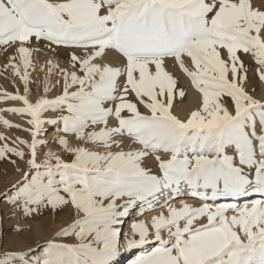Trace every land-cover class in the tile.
Segmentation results:
<instances>
[{
  "label": "snow or ice",
  "instance_id": "6c2138e0",
  "mask_svg": "<svg viewBox=\"0 0 264 264\" xmlns=\"http://www.w3.org/2000/svg\"><path fill=\"white\" fill-rule=\"evenodd\" d=\"M33 38L52 52L73 49L69 67L46 61L34 102ZM13 45L3 69L23 94L0 98L22 101L8 111L29 117L31 140L13 141L27 152L0 144V160L22 173L0 200L24 218L67 209L72 219L26 249L3 248L0 227V264H116L133 250L129 264H264V99L251 94L240 55H252L264 83V0H0V46ZM54 69L62 91L49 99ZM182 77L198 93L184 117L175 111L187 95ZM48 110L58 115L45 121ZM57 121L59 132L92 147L60 135L70 160L51 150L40 159L42 125ZM137 206L166 214L124 231Z\"/></svg>",
  "mask_w": 264,
  "mask_h": 264
},
{
  "label": "rangeland",
  "instance_id": "374dc122",
  "mask_svg": "<svg viewBox=\"0 0 264 264\" xmlns=\"http://www.w3.org/2000/svg\"><path fill=\"white\" fill-rule=\"evenodd\" d=\"M8 49H10L11 52L8 51ZM8 49L6 50V53L8 54L5 53L3 55L4 51L3 53L1 52L3 50V47L0 46V97H3L5 92L12 93L13 95H15L16 93L23 94V83L19 80L18 77H13V75L9 71L3 69V65L7 62L6 56L14 53L13 47H9ZM240 55L244 64L248 67V73H247L248 83L250 85H254V90H251V94L254 95L256 98L264 99V83L259 81L257 75L254 72V69L257 67V65L252 55L244 54V53H240ZM32 82L33 80L31 79V75H30L29 99L34 102L37 96L35 95V97H33L30 96V94L33 93V90L35 91L34 93L38 94L37 92H39L40 88L38 89V87L37 88L34 87L33 84L34 82L33 83ZM54 86H55L54 84L50 86V89H52L53 91H54L53 89ZM60 92H61L60 89H56V93H54L51 97L48 98L49 99L54 98V96L60 94ZM225 102L228 103L230 106L229 98L225 97ZM22 106H23L22 101L0 98V117L7 119L12 125L11 127H9V126H5L2 122H0V136L5 137V140H0V144L7 142L10 146H18L27 152V148L25 145H18V144L13 145V141L16 140L17 137H20L30 142L31 140L30 132L25 130L30 128V125L27 124V119L29 117H27L26 114H20V113L8 111V109L15 107H22ZM141 111H144V109L141 108ZM52 112L55 113V117L58 115V113L54 111ZM46 113L47 111L42 114V118L45 119V121L49 119ZM17 125H19V127H16ZM46 126H47L46 128L41 130V134L39 136L40 139L47 141L46 145L38 146L40 159H43V153L49 150L56 152L54 146L56 145L55 141H57V139L55 137L52 138V136H50L49 133H51L53 130L59 132L58 129L62 127V122L57 121L55 125H50L47 123ZM88 130H92V129L90 128ZM84 145H86L85 147H92L91 144H84ZM58 154H60L61 156L63 155L62 158H64L65 160H70V156L67 153L64 154L63 152ZM12 158L17 160V165H19L21 169H24L26 167L24 161L20 160L17 157H12ZM21 175H22L21 172L16 171V165L11 164L7 160H0V194H2L6 189H8L12 183L19 180ZM186 199L187 198H185V200ZM177 200L172 201V203L174 205L177 204L176 206L178 207L180 206L179 205L180 201ZM186 201H188V203L190 204L196 203V201L193 200H186ZM161 211L165 212L166 214V209H162V208H156L152 213L156 215ZM146 214L147 213H144V215ZM0 217H2V223H0V227H2L4 232L3 248H12V249H26L29 247H34L37 243H42L43 241L47 240L49 237L52 236L55 230H57L59 227L63 226L64 224L70 222L72 219L67 209L56 213L55 217H53L51 211H45V214L43 216H36L34 218H24L20 214L19 210H16L15 214L10 212L3 200H0ZM142 218L143 217L135 218V220H140ZM17 223L26 226L30 225L31 227L30 229L26 228L25 231L21 232L20 234H17L14 231V227L17 225ZM163 235L166 237L167 233H163ZM58 239H64V238H58ZM3 248H0V250H3ZM137 251L138 250L121 252V254L116 258V264L121 263L128 256H131V253Z\"/></svg>",
  "mask_w": 264,
  "mask_h": 264
},
{
  "label": "bare ground",
  "instance_id": "6f19581e",
  "mask_svg": "<svg viewBox=\"0 0 264 264\" xmlns=\"http://www.w3.org/2000/svg\"><path fill=\"white\" fill-rule=\"evenodd\" d=\"M45 43L46 42H44V41L36 42L35 39L33 38L32 44H31V46L34 49H37V48L39 49V51H33L31 58H32V62H33L34 67L29 69L31 79L34 82V83L32 82L34 84V87H36V88L38 87V89L40 88L39 92H37L38 94L34 93L35 91L33 90V93L30 94V96H33V97H35V95L38 96V95L44 94L43 93V81H44L45 75H46V68H47L46 61L48 59H52L54 61H57L60 65V67H69L67 65V59L69 56V52L71 50H73V49L69 50L68 48L64 49V47H58V48H56L55 52H52L51 50L44 47ZM1 47H3V46H1ZM11 47L15 48L14 45ZM6 50L3 47V50L1 51L2 53L4 51L3 55L6 53ZM8 51H10V49H8ZM76 51H79V50H76ZM6 54H8V53H6ZM41 65L45 66L44 70H41ZM170 67H171V62H170ZM58 72H59V69H54L53 72L48 76L50 86L52 84L55 85L53 88L54 91L52 89H50V91L48 92V94H47L48 97H51L54 93H56V89H60V91H62V77H60L58 75ZM58 79L61 80L60 84L55 83V81ZM29 86H30V84H29ZM180 86L185 88L187 95H186L183 103L177 104L175 111L178 112L181 117H184L186 112H188L190 109H192L196 106L197 100H198V93L191 87L190 82L183 77L180 79ZM34 87H32V88H34ZM71 90H74V89H71ZM33 97H31V98H33ZM46 114L49 118L55 117V113H53L51 110L47 111ZM114 124H115L114 118H109V125L111 126ZM46 125H47V123H44L42 125V129L46 128L47 127ZM56 126H58V125H56ZM102 126L103 125L97 126V130H98V127H102ZM49 135L52 136V138L55 137L56 139L60 135H66L67 138L69 139V142L71 145H73V146H76V145L86 146V145H84V143H82V141H78L75 138L74 134H71V133L65 134V133L57 132L56 130H53L51 133H49ZM49 135H48V137H49ZM55 142H56V145L54 146L55 151L57 153H63L64 152L63 148L58 144L57 141H55ZM64 154H65V152H64ZM144 164L146 167H149L153 172H157V167L151 158L146 159ZM185 198H187L186 200H191V199H188V197H182L181 199H183L185 202L188 203V201H186ZM253 198H257V197L253 196ZM177 201H180V199H178ZM242 202H245V201L242 199L241 203ZM175 205H177V204H175ZM152 212L153 211H144L143 214H140V210H139L138 206L133 207V208L129 209V215L123 218V223H122L121 227L123 228L124 231H127L130 224L133 222V220H135V218L143 217L142 219H145L147 221L152 216V214H153ZM144 213H147V214L144 215ZM153 215H155V214H153ZM137 254H138V251L131 253V256H128L125 260H123L119 264H129V261L131 259H133Z\"/></svg>",
  "mask_w": 264,
  "mask_h": 264
}]
</instances>
